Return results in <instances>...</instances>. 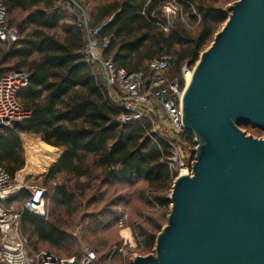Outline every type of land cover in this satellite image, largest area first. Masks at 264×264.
I'll use <instances>...</instances> for the list:
<instances>
[{
  "label": "trees",
  "instance_id": "16d2710c",
  "mask_svg": "<svg viewBox=\"0 0 264 264\" xmlns=\"http://www.w3.org/2000/svg\"><path fill=\"white\" fill-rule=\"evenodd\" d=\"M0 2L7 14L6 28L17 32V38L8 48L6 42L0 41V76L8 74L5 69L29 76L26 88L17 94V101L28 116L13 130L0 127V165L13 183L15 175L25 166L22 135L37 136L45 146L61 150L44 181L45 209L48 197L52 210L45 217L22 211L20 232L33 249L38 250V244H45L68 258L76 257V264L80 258L73 251L74 237L55 209L62 207L67 216L75 213L72 205L77 192L84 195L95 187L96 192L87 204L106 201L104 210L90 215L85 230L89 235H94L98 228L118 226L120 219H123L120 228H127V215L116 206L126 203L127 198L116 194L115 188L111 190L114 185L133 187L142 183L145 186L140 195L143 204L168 210L166 191L177 176L167 161L172 146L179 151L194 147L195 142L187 132L170 130L169 135H160L156 131L153 138L148 136L157 119L151 105H158L164 112L152 89L154 73L150 65L168 57L160 77L165 81L177 78L182 87L181 68H193L228 14L216 6V0ZM169 3L179 8L173 17L163 13V7ZM84 6L88 10L82 17ZM70 9L78 11L81 18L70 14ZM16 14L22 17L17 18ZM88 40L97 44L108 41L100 54L103 58L112 57L115 70L143 75L141 93L147 97V107L139 120L126 124L120 121L122 116L130 115L122 105L127 96L116 83L107 87L101 67L87 61L84 49ZM102 186L107 187L101 191ZM145 191L148 196H144ZM27 197L28 192L22 189L0 205L8 209L17 207L19 202L21 206ZM133 230L145 255L154 252L160 225L152 221L149 228L137 225ZM83 241L94 245L86 236ZM125 246L121 238L115 248ZM98 247L94 245L91 249L96 262H106L109 250L99 255ZM121 256L118 251L114 254V258Z\"/></svg>",
  "mask_w": 264,
  "mask_h": 264
},
{
  "label": "water",
  "instance_id": "95a60500",
  "mask_svg": "<svg viewBox=\"0 0 264 264\" xmlns=\"http://www.w3.org/2000/svg\"><path fill=\"white\" fill-rule=\"evenodd\" d=\"M196 143L173 180L154 254L132 264H264V0H237L199 54L182 95Z\"/></svg>",
  "mask_w": 264,
  "mask_h": 264
},
{
  "label": "built area",
  "instance_id": "2783aa9c",
  "mask_svg": "<svg viewBox=\"0 0 264 264\" xmlns=\"http://www.w3.org/2000/svg\"><path fill=\"white\" fill-rule=\"evenodd\" d=\"M172 3L167 4L164 8L169 14H175V10H171ZM6 10L0 2V41L16 39V31L7 29L5 26ZM166 31V28H163ZM108 44L104 41L97 44L88 40L84 54L91 64H98L106 78L107 87H111L115 83L119 89L127 96L122 105L125 111L130 115H124L121 122L128 123L130 121L139 120L143 114L141 108L147 104L146 95L141 93L143 75L128 74L124 70H115L112 64V57L103 58L100 50ZM168 57L151 63L150 69L154 75L151 80L152 89L156 98L160 101L161 107L166 116L169 129L175 133L184 132L182 123V95L184 87L187 83L186 76L192 72L193 68L183 66L181 68V77L183 85L174 78L165 81L160 77V71L167 66ZM27 73H10L0 76V127L13 130L20 122L28 116V113L20 106L17 101V94L24 90L28 82ZM150 138L156 134L153 127L147 132ZM169 167L179 174H190L191 164H185L179 158L178 149L172 146L171 156L167 159ZM24 186L13 184L6 170L0 165V203L5 202L11 197L18 194ZM28 211L40 217L46 216L45 209V190L41 186H34L28 191V197L23 205L18 208H3L0 205V232L4 236V240L0 242V264H74L76 257L68 259H58L51 254H39L29 256L25 248V240L19 234L20 216L22 211ZM118 225L122 227L123 219L118 221ZM124 243L126 241L123 239ZM123 244V246H125ZM124 254L122 248L113 250ZM111 256L107 257L106 262H96L95 254L88 251L84 254L82 264H110Z\"/></svg>",
  "mask_w": 264,
  "mask_h": 264
},
{
  "label": "rangeland",
  "instance_id": "374dc122",
  "mask_svg": "<svg viewBox=\"0 0 264 264\" xmlns=\"http://www.w3.org/2000/svg\"><path fill=\"white\" fill-rule=\"evenodd\" d=\"M236 1L237 0H216L215 4L216 6L224 9L228 14V7L231 6ZM171 5H172L171 10H175V12L179 10V8L174 3H172ZM164 7H163L164 15L167 17H173L174 14L173 13L169 14L168 12H166ZM87 10L88 8L84 6L82 17L86 16ZM69 12L70 14H75L78 16V18H81L79 16L81 14L78 11L74 9H70ZM16 16L17 18L22 17V15L20 14H16ZM223 24H221L218 27L216 32H218L221 29ZM11 30L16 31L15 29H11ZM213 37L211 38L209 44L207 45L205 49H207L210 46L213 40ZM16 38H17V32H16ZM12 42L13 40L11 39L7 40L5 47L8 48ZM195 64L193 65V67L195 66ZM0 68H1V65H0ZM5 70H6V73L8 74L24 73V72H16L10 69H5ZM146 107H147L146 105L143 106L141 108V111H143L144 108ZM150 108L154 110L157 116V119L155 121V130L160 135H166V134L169 135L170 129H169V125L166 120V116L164 112H162V110L159 108L158 105L153 104L151 105ZM240 129L241 131L245 132L247 135H250L254 138L264 137V132L259 129H255L252 127H240ZM20 139H21L22 156L25 160V166L22 170H20L15 175L13 179V184H19V185L24 186L27 192L34 186H41L47 190L46 185L44 184L46 173L51 168V166L56 162L59 154L61 153V150L58 148H50V147L45 146L43 142L41 141V139L34 135H22ZM195 148H196V143L194 147L189 148L191 151H189L188 148H185V149L181 148L178 151L179 158L185 164H188V165L192 164L195 158V154H194ZM190 152L193 153L192 154L193 160L191 161H190ZM49 162L51 163L49 164ZM178 171L179 170H177V176L179 175ZM19 174L22 175L23 177L21 182L17 180V176ZM81 182H83V180ZM73 184H74V181H72L71 185ZM93 184H95V186L97 187L100 186L99 184L94 183V182ZM172 184H173V181L171 182L168 190L166 191V195L168 198L171 192ZM106 187L107 186H102L101 191L105 190ZM114 188L117 190L116 194L125 195V197L127 198L126 200L127 202L125 201L126 203L116 205V206H119L118 208H120L119 212H123L127 215V220H126L127 228L124 230H122L117 223L118 226H111V227H108V229L98 228L97 232L94 235H89L85 233V230L88 228V224L90 222V218H89L90 215L91 214L98 215L102 210L106 208V201L96 202L92 205L87 204V200L96 192L95 187L92 190L85 192L84 195L82 194L80 195V193L78 192L76 193L77 199L75 201V204L73 203L72 205V207H75L76 210H75V213H73L72 215L67 216L62 207L55 209L57 211V214L61 218H63L65 222H67V225L69 226L67 230L74 237L76 246L73 249V251L75 252V255H78V258H80L76 264H82L81 257H83L86 252L91 251L94 245L97 247L101 245L103 246L102 247L103 249L101 247H98L99 252L97 253L99 255L109 250L108 253H110L109 255L111 256L110 264H132L131 262L134 256H137V255L146 256L142 250L141 245L138 243L136 239L133 226L141 225L146 228H149V224L152 221H156L157 224L160 225V231H161V229L167 224V218L170 213V205L167 211L153 209L150 206L144 205L142 200L140 199V195L143 193L142 191L145 188V186L142 183L137 184L133 187H129L127 185L126 186L125 185H114V187L111 190H113ZM107 196L110 197V195H107ZM144 196H148V192L145 191ZM46 202H47L46 203L47 205L46 213H49V211L52 210V206L49 202L48 197H46ZM19 204L20 203L18 202L17 207L16 205H13L12 207L18 208L20 206ZM107 208L108 209L111 208V210H116V207H113V206L112 207L108 206ZM128 228L131 230V233H132L133 245H131L130 243L125 244L123 241V244L126 245L125 248L123 249L124 254H122L121 257L114 258L115 253L113 254L112 252L113 250H117L115 246L119 244L121 238L123 239V233L127 230L129 231ZM19 234L21 235L20 228H19ZM21 236L24 238L26 242L25 248L29 256L46 253V254H51L58 259L68 258L66 254L58 253L55 250L50 249L45 244H38V250H35L33 249L32 245L29 243L27 237L23 235ZM83 236H86L92 239L94 245L89 246L85 244L83 241ZM3 240H4V236L0 232V242H2ZM150 254H154V252L149 253L147 255H150Z\"/></svg>",
  "mask_w": 264,
  "mask_h": 264
},
{
  "label": "bare ground",
  "instance_id": "6f19581e",
  "mask_svg": "<svg viewBox=\"0 0 264 264\" xmlns=\"http://www.w3.org/2000/svg\"><path fill=\"white\" fill-rule=\"evenodd\" d=\"M190 77H191V73H189V74L186 76L187 83L189 82ZM50 163H51V162H49V164H50ZM182 174H184V172H183ZM22 179H23L22 175L19 174V175L17 176V180H18L19 182H21ZM123 239H124L127 243H130L131 245H133V238H132V236L130 235V233H129L128 230L125 231V232L123 233Z\"/></svg>",
  "mask_w": 264,
  "mask_h": 264
},
{
  "label": "crops",
  "instance_id": "0c3cea01",
  "mask_svg": "<svg viewBox=\"0 0 264 264\" xmlns=\"http://www.w3.org/2000/svg\"><path fill=\"white\" fill-rule=\"evenodd\" d=\"M129 229V228H128ZM129 231H130V234H131V236H132V233H131V230L129 229ZM133 238V237H132ZM126 244H127V242H126Z\"/></svg>",
  "mask_w": 264,
  "mask_h": 264
}]
</instances>
